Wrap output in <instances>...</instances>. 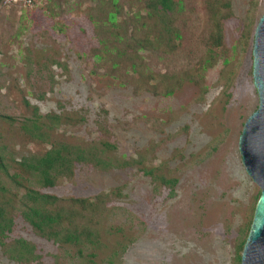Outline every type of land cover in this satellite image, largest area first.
<instances>
[{"label": "rangeland", "instance_id": "rangeland-1", "mask_svg": "<svg viewBox=\"0 0 264 264\" xmlns=\"http://www.w3.org/2000/svg\"><path fill=\"white\" fill-rule=\"evenodd\" d=\"M174 1L0 0V264H240L260 194L238 138L259 102L264 0ZM55 146L70 172L43 185L19 162ZM27 188L75 216L38 233Z\"/></svg>", "mask_w": 264, "mask_h": 264}, {"label": "trees", "instance_id": "trees-1", "mask_svg": "<svg viewBox=\"0 0 264 264\" xmlns=\"http://www.w3.org/2000/svg\"><path fill=\"white\" fill-rule=\"evenodd\" d=\"M148 1V13L152 11H160L167 13L169 11L175 10V1L174 0H147ZM3 2V0H2ZM111 14V15H110ZM109 19L113 18L114 12H111ZM108 15V16H109ZM140 45L138 48H141ZM52 121L56 119V116L51 117ZM40 135L37 126H34L30 129V132H33L35 135ZM105 144V143H104ZM105 145H108L106 143ZM64 147L55 146L48 149L42 155H33L29 158H23L19 164L25 170H32L42 181L43 185H51L54 183L55 179L59 175H64L70 172L71 162L67 158L66 153L61 152ZM77 158L86 159L82 154H78ZM25 201L21 202L22 209L21 214L23 218L30 223V225L37 230L38 233L47 235L45 228L47 226L59 227L64 222L69 221L71 216H75L72 210L65 216L60 212V209L57 207L56 199L57 197L51 194L41 193L34 190L33 188H27L25 193ZM75 203H78L83 210L94 209L95 203L90 202L85 198H76L74 199ZM91 209V210H92ZM11 218L8 216V209L4 202H0V233H2L5 228L8 230L11 225ZM72 224V222L70 223ZM56 234H61L59 236L63 240H77L78 232L76 230L67 229L66 226L61 231L55 229ZM82 233L86 236L87 239L92 235V230L88 226H84ZM21 247L24 248V242H20Z\"/></svg>", "mask_w": 264, "mask_h": 264}, {"label": "water", "instance_id": "water-1", "mask_svg": "<svg viewBox=\"0 0 264 264\" xmlns=\"http://www.w3.org/2000/svg\"><path fill=\"white\" fill-rule=\"evenodd\" d=\"M253 83L258 106L246 118L238 148L247 174L259 186L260 194L240 255V264H264V12L253 31Z\"/></svg>", "mask_w": 264, "mask_h": 264}, {"label": "built area", "instance_id": "built-area-1", "mask_svg": "<svg viewBox=\"0 0 264 264\" xmlns=\"http://www.w3.org/2000/svg\"><path fill=\"white\" fill-rule=\"evenodd\" d=\"M35 0H3L4 4H22L24 6H32Z\"/></svg>", "mask_w": 264, "mask_h": 264}]
</instances>
